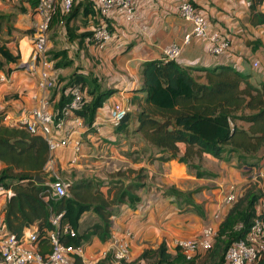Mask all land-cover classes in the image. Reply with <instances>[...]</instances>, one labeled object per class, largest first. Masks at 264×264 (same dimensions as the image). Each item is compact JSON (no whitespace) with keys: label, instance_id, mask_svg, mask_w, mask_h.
Returning a JSON list of instances; mask_svg holds the SVG:
<instances>
[{"label":"trees","instance_id":"1","mask_svg":"<svg viewBox=\"0 0 264 264\" xmlns=\"http://www.w3.org/2000/svg\"><path fill=\"white\" fill-rule=\"evenodd\" d=\"M91 1L77 0L66 17V24L77 19L80 9L81 24L89 15L96 20ZM20 12L25 13L26 9L22 7ZM4 18H10V15H0V19ZM248 24L253 28L264 26V0H248ZM76 28L68 25L69 39L82 38L86 34L91 37V32L76 35L73 33ZM246 44L255 50L259 41L249 40ZM59 53L63 56L54 67L68 66L70 61L65 53ZM0 58L5 64L16 63L19 53H11L2 44ZM191 70L180 66L176 59L142 62L141 85L137 89L140 95L129 98L130 110L118 125L112 127L114 132L137 135L152 149V161L175 160L196 177L213 175L202 167L204 155L224 162L234 159L235 167L241 169L242 174L260 167L264 159V81L252 83L250 74L229 64L198 67L196 71L201 72L200 77L193 76ZM61 82L58 78L50 90L52 110L58 114L71 99V89L78 87L82 100L74 112L86 126L91 124L96 110L114 92L111 88H102L98 79L88 72H72L58 88ZM56 94L58 97L53 102ZM47 160V145L40 134H29L22 127L0 123V185L10 190L1 208L2 223L17 237L24 228L34 225L41 253L47 245L45 231L53 229L50 214L61 213L59 227L68 225L74 231L72 236L60 234L63 244L83 246L92 237L102 243L107 241L111 234L110 221L117 207L125 204L132 208L140 201L137 191L144 187L147 176L143 167H126L108 173L107 179L101 180L75 179L74 172L70 171V176L64 177L66 193L55 197L45 193L52 178L44 169ZM35 175L46 177L48 181L37 183L33 181ZM194 191H182L169 185L163 193L203 217V210L192 200ZM263 197L264 193L257 188L256 182L249 181L230 203L216 227L212 246L206 251H198L186 258L179 247L173 246L169 251L167 245L160 242L154 248H143L133 261L117 264H137L139 261L144 264H195L199 256L204 257L202 264H224L226 248L236 240H244L254 219L264 213V209H258ZM84 213L88 217L92 215L93 219L85 222L86 219L81 217ZM262 239L264 244V235ZM72 264L85 263L80 256L73 255ZM95 264L114 262L107 255ZM252 264H264V247Z\"/></svg>","mask_w":264,"mask_h":264},{"label":"crops","instance_id":"2","mask_svg":"<svg viewBox=\"0 0 264 264\" xmlns=\"http://www.w3.org/2000/svg\"><path fill=\"white\" fill-rule=\"evenodd\" d=\"M181 1L183 0H131L134 12L130 19L112 13L109 20L111 38L102 50L95 48L90 34L74 40L68 37L70 41H73L75 51L79 50V56L82 53L87 56L82 61L83 69L79 71L91 73L98 79L102 88H111L114 92L96 110L92 120L96 128L79 131L78 138L80 142L86 143L85 147L81 148V145L77 154L69 148L56 150L53 154V164L59 170L68 169V172H74L75 179L83 176L78 174L80 170L87 168L88 171L91 166L103 163L105 157L126 162V166L130 168L143 167L145 169L147 180H144L146 185L144 184V187L137 191V195L140 196L138 204L132 208L125 204L119 205L110 221L111 234H122L128 230L132 232V239L129 242V259L131 260L135 259L143 248H154L160 242H164L168 250L172 251L174 239L192 238L199 234L206 223L217 227L231 205L224 201L230 185H234L236 194H239L250 180H254L257 188L264 193V159L260 167L249 171L244 177L240 169H236L232 159L224 162L204 155L203 161L214 162L219 169L215 172L207 168L203 162V169L213 175L196 177L192 171L186 170L183 164L175 160L159 163L140 155L142 158L134 163L126 156L124 158L126 153L117 152L123 148V142H118L116 149L112 146L114 138H117L115 136L122 135V133H115L108 123L110 105L114 101L123 100L126 101L130 110L129 98L140 95L137 89L141 85V63L146 60H159L162 49L167 45L174 43L181 46L176 61L182 67L191 68L193 76L202 75L201 72L196 71L198 67L229 64L243 73L250 74L252 83L264 81V26L253 28L248 24V0H187L205 13L208 33L217 31L228 39V48L218 56L211 55L207 51L205 39L190 37L184 43V37L189 33L191 24L178 15V6ZM25 9L28 13L27 7ZM80 14L81 9L77 18ZM80 18L82 19V16ZM73 20L77 22L76 18ZM94 23L95 20L89 15L84 21L85 30L81 31L77 25L73 33L77 35L91 32ZM29 33V36L12 37L8 41L10 43L4 44L11 53H19L16 63H7L5 68H0V72L9 77L7 82L0 83V123L6 126H13L7 124L9 119L14 121L18 117H23L31 108L36 107L42 96L37 86V78L18 66L25 62L30 54L31 37ZM21 40L27 45L25 54L21 52ZM249 40L259 41L255 50L246 44ZM254 60L259 63L257 69L252 67L251 63ZM68 67L69 65L63 67L62 70ZM45 94L50 100L52 91ZM57 97L56 94L53 102ZM50 104L52 107V102ZM179 146L182 148L181 144ZM71 159L75 161L70 163ZM117 169L118 167L114 168L115 171ZM251 174H255L254 178ZM98 176L95 174L85 177L105 179ZM169 185L182 191L195 190L192 193V200L203 210L204 216L196 215L191 210H187L185 204H177L172 196L165 195L163 190ZM9 194L10 190L0 194V216H2L1 208L4 200ZM261 202H264V197ZM81 217L86 219L85 222L93 219V216L88 217L87 213ZM34 230V225H30L22 230V234ZM106 245L107 241L102 243L96 237H92L82 246V261L85 264H95L102 258L100 252L106 248ZM48 250L49 247L46 245L42 253Z\"/></svg>","mask_w":264,"mask_h":264},{"label":"built area","instance_id":"3","mask_svg":"<svg viewBox=\"0 0 264 264\" xmlns=\"http://www.w3.org/2000/svg\"><path fill=\"white\" fill-rule=\"evenodd\" d=\"M77 0H37L34 6L36 22L34 23L31 37V51L28 59L18 66L37 78V86L42 96L36 107L31 108L23 117L10 121V125L22 127L29 134H40L47 145L48 160L44 167L49 175L56 177L53 169V154L61 148H69L77 154L81 142L78 138L80 130L96 128L94 121L86 126L82 119L75 114L80 107L82 95L78 87L70 91L71 99L56 114L51 107L47 93L54 85L50 77L51 61L46 55L47 31L55 12L61 15H68L72 6ZM92 9L96 13V22L91 29V42L97 50H102L111 38L108 23L112 13L123 15L130 19L134 8L131 0H92ZM180 18L191 24L190 31L184 37V43L190 37L205 39L207 51L214 56L221 55L229 46L228 39L214 31L207 32V19L204 12L198 10L189 1L183 0L178 6ZM181 46L170 44L162 49L160 61L177 59ZM252 67L257 69L259 63L252 61ZM9 77L0 72V83L7 82ZM129 110L126 101H114L109 107L107 120L111 127H115L123 119ZM75 160L71 159L70 163ZM49 183L45 193L51 196L60 197L66 193L67 183L54 179ZM7 189L0 185V194ZM236 196V189L233 185L228 187L224 201L231 203ZM258 208V207H257ZM258 209H264V202L260 203ZM61 213L50 214L49 222L53 229L45 231L48 252L41 253L36 243L37 233L35 231L21 234L19 237L10 233L3 225L0 216V264H72V256L82 257L83 249L80 246L65 245L60 240V234L72 236L74 231L68 226L59 227ZM216 228L210 223L203 225L199 234L186 239H175L173 245L179 247L186 258L194 256L198 251L210 249ZM264 235V213L256 217L244 240L232 242L224 252V264H252L260 249H263ZM132 239V232L125 231L122 234H110L106 248L100 252V257L109 256L115 264L128 260L130 255L129 242Z\"/></svg>","mask_w":264,"mask_h":264},{"label":"rangeland","instance_id":"4","mask_svg":"<svg viewBox=\"0 0 264 264\" xmlns=\"http://www.w3.org/2000/svg\"><path fill=\"white\" fill-rule=\"evenodd\" d=\"M37 0H0V15L9 16L10 18L6 19H0V45L2 44H8L12 37L22 36V35H28L30 31V37H32V31L34 28V23L36 22V16L34 13V6L36 4ZM25 3V4H24ZM77 4V3H76ZM27 7L28 13H22L20 12V8ZM81 14L77 18V22L72 21V23L68 22V25L70 27H80L81 31H84V25L81 24ZM35 17V18H34ZM66 17L67 15H61L59 12H55V16L52 17L50 25L48 27L47 31V41H46V55L48 57V60L51 61V69H50V77L52 78L53 83L56 82V80L59 78L62 82L59 83L58 88H60L65 81V79L74 71H79L80 69H83L82 61L85 60L87 57L84 53H82L79 56V50L75 51V46L73 45V41H70L67 36V28L68 25L66 24ZM54 18V19H53ZM6 19V20H5ZM70 21V20H69ZM82 25V26H81ZM30 42V40H29ZM24 41L21 40V52L22 54H25L27 51V45L23 44ZM6 46V45H5ZM59 51H63L65 53V57L70 61L69 67L62 70L63 67H54V64L58 62L62 54H57ZM0 63L2 64L0 68H5V63L0 58ZM57 84V83H56ZM121 134V133H120ZM117 138H114V143H112L113 148H117V143L123 142V148L121 150H118L117 152L121 154V151L124 154V158L126 156L127 159H131L133 162L137 161V159L142 158L140 155L145 156L146 159L152 160V149L148 148L147 145L144 144V142L139 139L137 135L129 134V135H119L115 136ZM82 142V141H81ZM82 147L84 148L86 143H81ZM142 149H144L142 151ZM139 157V158H138ZM102 161V160H101ZM233 163L235 165V160L233 159ZM96 162V161H94ZM205 162V166L207 168L218 171L219 166L216 165L214 162H211L209 160L203 161ZM202 162V163H203ZM102 165V167L100 166ZM126 162H122L120 160H117L115 158H109L105 157L103 159V163L100 162L98 164H95L94 166H91L90 169L87 171V168H84L83 170H80L78 174H82V177L85 176H92V175H99L101 178L107 179V175L110 172H115L114 168L118 167L117 170H122L126 166ZM55 170L56 177H52L50 179V182L54 179H58L60 181H65L64 177L68 178L69 170H59L56 167H53ZM239 169V168H236ZM63 171V172H62ZM65 171V172H64ZM93 171V172H92ZM241 173V169H240ZM246 174H242L247 176ZM253 175V177H252ZM259 175V173H258ZM255 174H251V177L254 178ZM250 178V177H249ZM147 180V178H146ZM251 181V180H250ZM146 181L144 182V184ZM146 185V184H145ZM234 186V185H233ZM167 187V186H166ZM149 190V188H148ZM235 200V199H234ZM233 202V201H232ZM231 202V203H232ZM216 228V227H215ZM186 239V238H185ZM175 240V239H174ZM173 240V241H174ZM172 241V244H173ZM174 246V245H173ZM130 257V255H129ZM124 262H131L133 260L129 259ZM204 261V257L199 256L196 259L195 264H202ZM137 264H144L142 261H139Z\"/></svg>","mask_w":264,"mask_h":264},{"label":"water","instance_id":"5","mask_svg":"<svg viewBox=\"0 0 264 264\" xmlns=\"http://www.w3.org/2000/svg\"><path fill=\"white\" fill-rule=\"evenodd\" d=\"M33 181L37 182V183H46L48 180L47 178H44V177H41V176H38V175H35L33 177Z\"/></svg>","mask_w":264,"mask_h":264}]
</instances>
